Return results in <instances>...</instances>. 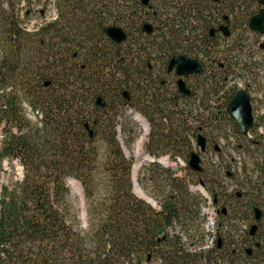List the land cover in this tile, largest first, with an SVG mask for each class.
Listing matches in <instances>:
<instances>
[{"label": "trees", "instance_id": "1", "mask_svg": "<svg viewBox=\"0 0 264 264\" xmlns=\"http://www.w3.org/2000/svg\"><path fill=\"white\" fill-rule=\"evenodd\" d=\"M55 3L57 18L33 32L15 5L0 8V264H264V118L245 135L227 112L238 91L250 96L236 76H264V34L249 27L259 2ZM110 27L126 41L114 42ZM257 46L260 59L251 55ZM177 55L203 67L183 78L188 96L169 71ZM133 114L150 125L139 184L156 207L134 191L135 162L125 153ZM211 137L252 160L242 190L224 187L231 166L203 163ZM194 153L199 173L188 166ZM6 161L24 169L13 186L2 182ZM70 180L84 190L86 229L66 217ZM208 195L221 204L214 235L205 228Z\"/></svg>", "mask_w": 264, "mask_h": 264}, {"label": "rangeland", "instance_id": "2", "mask_svg": "<svg viewBox=\"0 0 264 264\" xmlns=\"http://www.w3.org/2000/svg\"><path fill=\"white\" fill-rule=\"evenodd\" d=\"M10 4L16 6V12L19 15L21 25L29 32L37 30L44 23L55 20L58 15L55 0H0L1 9L4 8L6 5ZM252 51L253 52L251 53V55H253L254 58H261L258 46ZM262 75L259 74L258 77H256L255 75L252 76L251 74H249L246 76V79L240 80L239 77L236 76V87H238L239 89L247 88L249 90L253 107L254 123L255 126H257L254 130L258 128V125L261 124L260 121H262V118H264V76ZM25 107L27 109V114L29 118L32 119L34 122H37L38 120L36 116L32 113L31 110L28 109L27 106ZM133 116L134 114L128 116L133 126V133L126 134L125 138L129 142V145H127L126 150L129 152L134 162H136L137 159L134 157V154L137 151L138 145L141 141H143L144 146L148 137H146V133L148 132L138 120H135L136 118H133ZM143 119L147 121L145 118ZM120 127L122 126L120 125ZM148 131L150 132V125L148 127ZM261 131H264V129L260 127L258 128L257 133L261 134ZM210 141L211 144L209 145L208 151L205 155H203V163H205V165L210 168L213 161L220 160L222 164L226 166H231V168L227 169L226 171L230 172L233 178L228 179L226 177V180L224 181V187L226 188L227 193L242 190L240 185L245 182L243 170L245 166L247 168L252 167V160L248 157H240L236 151L237 146L234 143L228 145V142L225 140L224 137H211ZM229 142L234 141L229 140ZM215 145H218L221 149V155H219V157L214 156L213 147ZM169 165L177 169L179 168L176 163H170ZM181 166L184 167V165ZM4 169L6 173L4 174L2 182L5 185L13 186L16 183L22 181L24 169L18 161H6L4 163ZM98 179L99 182L102 184L103 179L100 177H98ZM69 187L71 190L72 200H70L66 210L67 220L71 224H75L82 229H86L88 226V221H86V219L88 220V215H86V218H84L83 216L84 211L87 212V208L85 205L84 190L81 186L82 195H80L73 191L70 185ZM197 188L200 191L202 190L201 186H198ZM146 195L150 197L148 194ZM207 199V206L203 209V212L206 217L205 228L207 231L211 232L214 235L216 219L218 218V211L219 207H221V204H213V201L209 195L207 196ZM224 200L225 197H222L221 202L224 203ZM245 226L246 225H243L244 228H246ZM246 229H249V227H247ZM211 243L212 241L210 240L208 244H206L207 247L212 246Z\"/></svg>", "mask_w": 264, "mask_h": 264}, {"label": "water", "instance_id": "3", "mask_svg": "<svg viewBox=\"0 0 264 264\" xmlns=\"http://www.w3.org/2000/svg\"><path fill=\"white\" fill-rule=\"evenodd\" d=\"M256 1H258L259 4L264 8V0H256ZM143 3L147 4L148 0H143ZM249 27L251 30L255 32L264 34V9L258 15L254 16L250 20ZM221 30L227 36H229V33L225 27H223ZM144 31H146L147 33H151L152 28L149 25H147L144 27ZM105 32L116 43H123L127 39L126 33L124 32L123 29L119 27H110ZM202 70H203V67L198 61L187 58L186 56H182V55L174 56L169 63V71L170 72L175 71V74L178 77L177 84H178L179 91L185 96L190 95L191 91L187 88L186 83L184 82L183 78L190 76V75L200 74ZM98 103L102 104L101 100H98ZM227 112L229 116L231 117V119H233L237 123L241 132L247 135L249 129L252 127L253 122H254L251 97L244 90L238 91V93L235 95V97L229 104L227 108ZM148 127H149V124H148ZM148 135H149V131L146 134V137ZM197 146L199 147L200 153H204L206 151L207 144H206V140L204 137L202 136L198 137ZM125 153L128 158H131L129 152L126 149H125ZM148 161H150V159L149 157H146L143 162V165L146 164ZM134 166H133V182H134L135 194L139 198L145 200L146 202L156 207L157 203L153 199L148 197L143 191V189L140 187L139 177H140L141 171L137 178L134 177ZM188 166L194 172L199 173L202 171L201 157L198 153H194L192 155L191 160L188 163ZM137 189L140 190V193L142 194V196L138 195L136 191ZM83 214H84V218H86L87 212L84 211ZM259 219H260V212L256 210V220L258 221ZM86 221L88 220L86 219ZM256 230H257V226L254 225L251 229L250 234L254 235Z\"/></svg>", "mask_w": 264, "mask_h": 264}, {"label": "bare ground", "instance_id": "4", "mask_svg": "<svg viewBox=\"0 0 264 264\" xmlns=\"http://www.w3.org/2000/svg\"><path fill=\"white\" fill-rule=\"evenodd\" d=\"M140 122V124L147 130L148 132V124L147 122L140 116L137 115L136 119ZM147 134V133H146ZM143 141H141L138 145L137 151L134 154V157L137 159V161L135 162V166H134V177L137 178L140 174L141 168L142 166V161L145 158V153H144V148H143ZM71 188L73 189V191H75L77 194L82 195V188L80 186V184L78 182H76L75 180H70L69 182ZM138 195L142 196V194L140 193V190L137 189L136 190ZM84 216V214H83Z\"/></svg>", "mask_w": 264, "mask_h": 264}, {"label": "flooded vegetation", "instance_id": "5", "mask_svg": "<svg viewBox=\"0 0 264 264\" xmlns=\"http://www.w3.org/2000/svg\"><path fill=\"white\" fill-rule=\"evenodd\" d=\"M261 7H262V6H261ZM263 9H264V8L262 7V9L260 10V12H261ZM260 12H259V13H260Z\"/></svg>", "mask_w": 264, "mask_h": 264}]
</instances>
